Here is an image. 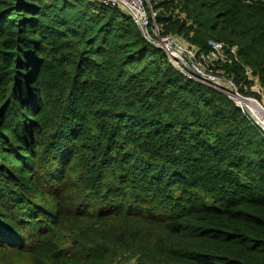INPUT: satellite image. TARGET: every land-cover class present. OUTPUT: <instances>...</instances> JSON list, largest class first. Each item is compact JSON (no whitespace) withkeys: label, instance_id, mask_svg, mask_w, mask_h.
<instances>
[{"label":"trees","instance_id":"1","mask_svg":"<svg viewBox=\"0 0 264 264\" xmlns=\"http://www.w3.org/2000/svg\"><path fill=\"white\" fill-rule=\"evenodd\" d=\"M264 89V0H149ZM0 264H264V137L95 0H0Z\"/></svg>","mask_w":264,"mask_h":264},{"label":"built area","instance_id":"2","mask_svg":"<svg viewBox=\"0 0 264 264\" xmlns=\"http://www.w3.org/2000/svg\"><path fill=\"white\" fill-rule=\"evenodd\" d=\"M104 7L119 8L128 14L142 38L160 50L167 61L190 80L226 95L240 113L259 129L264 137V89L258 77L243 67L244 77L237 82L225 72V66L237 61L236 47L208 41L209 51H199L180 36L162 34L156 11L149 0H97Z\"/></svg>","mask_w":264,"mask_h":264},{"label":"rangeland","instance_id":"3","mask_svg":"<svg viewBox=\"0 0 264 264\" xmlns=\"http://www.w3.org/2000/svg\"><path fill=\"white\" fill-rule=\"evenodd\" d=\"M95 1H97V0H95ZM152 6V5H151Z\"/></svg>","mask_w":264,"mask_h":264}]
</instances>
